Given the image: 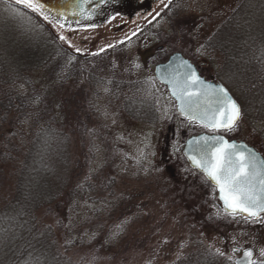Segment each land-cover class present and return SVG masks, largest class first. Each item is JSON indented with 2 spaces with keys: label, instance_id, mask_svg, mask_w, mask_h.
I'll return each instance as SVG.
<instances>
[{
  "label": "rangeland",
  "instance_id": "1",
  "mask_svg": "<svg viewBox=\"0 0 264 264\" xmlns=\"http://www.w3.org/2000/svg\"><path fill=\"white\" fill-rule=\"evenodd\" d=\"M112 15L92 26L74 28L61 25L16 0H0L2 35L24 30L48 37L51 32L73 53L93 54L123 41L129 44L128 56L133 63L127 56L123 60L127 59L128 63L118 66H132L131 70H135L131 78L140 80L134 86L138 88L132 91L137 90L139 97L125 101L123 93L113 94L111 88L102 86L99 78V87L86 89L87 101L79 99L80 105L71 109L74 132L70 152L74 159L86 160V177L93 181L96 172L103 177L117 176L118 194H143L137 206L147 219H136L130 224L126 239L131 245L127 250L110 249L106 256L111 254L115 258H106L99 264H178L187 262L190 254L201 260L202 251L218 258L216 263L213 258L211 264H234L241 249L247 247L256 250L258 261H264L261 255L264 217L251 221L239 215L227 216L219 206L214 189L205 195L201 179L184 163L182 149L189 136L206 130L177 113L174 100L163 86L149 77L152 71L141 58L151 48L150 44L161 43L166 38L170 44L189 43L197 49L204 44L233 45L235 56L225 59L233 66L212 63L208 58L201 64H205L203 69L207 73L213 72L217 79L224 80L242 105L243 116L238 124L222 134L256 147L263 155L264 0H160L152 4L148 13H139L134 18ZM145 24H148L147 31L134 37ZM13 38L17 39V35ZM13 42L5 50L16 57L18 48L11 46ZM202 53L207 56L206 51ZM71 87L67 97L73 91ZM134 101L146 107L148 115L129 113V105ZM77 117L86 123L84 131L81 123L76 122ZM1 134L0 150H3L5 138ZM21 153L18 158L23 157ZM4 172L0 189L11 194L14 179L9 170ZM196 179L199 202L184 196L180 182H196ZM99 206L104 205L84 201L73 213L92 222L95 220L92 214ZM115 219V216L111 220L107 216L102 218L106 223ZM142 241L144 245H137ZM209 263L207 260L206 264Z\"/></svg>",
  "mask_w": 264,
  "mask_h": 264
},
{
  "label": "trees",
  "instance_id": "2",
  "mask_svg": "<svg viewBox=\"0 0 264 264\" xmlns=\"http://www.w3.org/2000/svg\"><path fill=\"white\" fill-rule=\"evenodd\" d=\"M56 38L51 32L45 37L24 30L0 34V134L5 138L0 183L4 170L14 179L11 194L0 189V264H99L115 258L106 256L110 249L127 250L130 224L147 219L137 203L143 194H118L117 176L96 172L93 183L86 177V160L74 159L70 152L71 109L79 99L85 101L86 89L101 85L97 79L112 51L77 55ZM12 40L11 46L18 48L16 57L5 50ZM69 84L73 91L67 97ZM76 122L82 131L86 129L79 117ZM195 176L201 179L205 195L210 193L213 187L206 178L197 172ZM193 181H180L183 194L199 202L198 180ZM84 201L104 205L94 210L92 222L73 213ZM106 216L116 219L106 223L102 220ZM208 254L202 251L201 260L190 254L187 262L211 264L215 258L216 263L218 258Z\"/></svg>",
  "mask_w": 264,
  "mask_h": 264
},
{
  "label": "snow or ice",
  "instance_id": "3",
  "mask_svg": "<svg viewBox=\"0 0 264 264\" xmlns=\"http://www.w3.org/2000/svg\"><path fill=\"white\" fill-rule=\"evenodd\" d=\"M16 2L33 10L43 7L38 0ZM184 66L190 71L167 80L171 85L172 96L180 102L181 115L190 120H200L204 127L214 132L220 129L231 130L241 114L237 102L223 86L206 85L187 61ZM209 92L213 97V106L206 104L202 107L200 101ZM201 139L206 147L199 159L195 156L191 159L215 183L226 209H230L233 214L247 213L248 216L258 217L264 212V160L248 151L245 145L229 143L222 136ZM209 141L212 143L209 144ZM252 255L251 251L245 253L249 259ZM261 255L264 256V249Z\"/></svg>",
  "mask_w": 264,
  "mask_h": 264
},
{
  "label": "flooded vegetation",
  "instance_id": "4",
  "mask_svg": "<svg viewBox=\"0 0 264 264\" xmlns=\"http://www.w3.org/2000/svg\"><path fill=\"white\" fill-rule=\"evenodd\" d=\"M157 1H160V0H156V2ZM156 2H155V0H111L110 4L106 5L105 15L103 17L104 18L103 20L107 19V17H109V15H112V14H114V15H112L114 17L122 16V17H126V18L127 17L128 18H134L139 13H142V14L145 13L146 14L151 10L152 4L156 3ZM72 27H74V26H72ZM75 27H80V26H75ZM147 27H148V24H145L144 27L134 37L141 36V34H143L144 31H147V29H148ZM165 36L167 37V35H165ZM128 45L129 44H127L126 41H123L119 44L111 46L110 48H106L104 50L98 51L97 53H93V54H91V53H75L77 55H82V56H91V55H98V54H102V53H107L108 51H112L110 54L107 55L109 61L106 63L108 64V66H107V68H105V70L101 74V77H99V78L102 81V86L105 85L104 87L111 88L113 94L117 95V94L123 93V95L125 97V101H129V98L135 99V98L139 97L136 95L137 90L136 91H132V90L138 88V87H134V86H135V84H138L139 80H140V78L137 79L136 77L131 78V74H132V76H134L133 74H135V70H133V71L131 70L132 66L127 67V66L123 65L122 67H127L126 70H124L121 66H118L119 64L127 62L126 61L127 59L126 60H123V59L128 56V52H129V46ZM232 46L220 45V43L219 44L213 43V44H209V45H205V44L200 45L199 46L200 49H197L193 44L189 45V43L188 44H185V43L184 44H179V43L178 44H170L169 39L166 38V39H162L161 43L150 44L149 47H151V48L148 50V52L146 51V55L144 57H141V56L140 57L142 58V61H144V63L145 62L148 63V65H149L148 69H150V71H152V74H150L149 77L151 79H153L156 84L163 86L166 89L168 96L171 98V95L169 94L167 87L159 81V79L157 78V76L155 74L156 67L159 64L167 62L169 60V58L174 53H180L185 59H188L190 61V63H192L196 67L199 74H201V76L204 77L206 80L212 81L214 83L224 84L225 82H222L224 80H222L220 78L217 79L216 75L213 72L207 73L203 69V66L205 64L202 65L201 62L206 60L204 58H208L209 62H212V63L219 62L222 64H227L226 65L227 67L233 66L234 64L230 65L231 61H229V63H227L228 59L225 61L226 58L235 56L234 55L235 50L233 49L234 46H233V48H232ZM202 51L203 52L206 51L207 56H205V57L202 56L203 55ZM236 52H237V50H236ZM129 57L130 56H128V58ZM128 61L133 63V60L131 59V57ZM233 96L238 100V98L234 94H233ZM239 104L241 106V117H242L243 116V109H242V105L240 102H239ZM144 106H146V104H144ZM147 111L148 110L146 107H142V105H138L135 101L133 103H130V105H129V113H135L138 116H141V115L144 116V114H147ZM226 131H229V130H224L221 132L224 133ZM210 132L214 133V131H210ZM236 140H239V139H236ZM257 150L259 151V149H257ZM263 158H264V156H263ZM213 189L215 190L214 187H213ZM239 216H241V215H239ZM263 217H264V212L260 213L259 217H257V218H246V219H249L251 221L252 220L255 221V220H260ZM248 248H251L254 250V255H253L254 257H253L252 261H254L255 264H264V261L261 262V261L257 260L256 250L253 247L242 248L240 255L243 253V251L245 249H248ZM239 256H236V257H239ZM235 259H234V264H235Z\"/></svg>",
  "mask_w": 264,
  "mask_h": 264
},
{
  "label": "water",
  "instance_id": "5",
  "mask_svg": "<svg viewBox=\"0 0 264 264\" xmlns=\"http://www.w3.org/2000/svg\"><path fill=\"white\" fill-rule=\"evenodd\" d=\"M110 1L111 0H38L39 4L43 5V7L38 8L37 10L42 12L44 15H46L50 19L52 20L54 19V21L62 25L84 26L85 27V25L87 26L92 25L104 19L103 17L105 15V8H106V5L110 4ZM185 61H187V63L191 65V68L195 70L196 74L201 78L202 81L205 82L206 85H213L216 87L223 86L228 91L229 95L237 102V100L233 97L230 91L222 83L218 84V83H214L211 81H207L204 77L201 76V74H199L196 67L192 63H190L188 59H185L180 53H174L167 62L159 64L156 67L155 74L157 78L159 79V81L167 87L171 97L175 100L177 111L180 115H181L179 111L180 102L175 97L172 96L171 85L167 83V80L170 79L174 75L184 74L190 71V69L184 66ZM212 101H213V97L211 93L209 92L208 96L201 99L200 104L202 107L205 106L206 104L208 106H213ZM237 104L239 105L238 102ZM240 113H241V107H240ZM181 116L188 119L184 115H181ZM240 117H241V114H240ZM191 121L196 122L199 125L203 126L200 120H191ZM207 129L210 130L209 128ZM221 130H224V129H220L217 131H221ZM213 136H222L224 140L228 141L229 143L236 144L238 146L245 145L247 150L250 151L251 153H254L256 157H258L260 160H264V158L260 152L255 150L254 147L248 145L247 143H244V141L229 140L226 136L222 134H218V133L210 134V133L204 132V133L192 135L188 137L186 141L184 142L182 153L187 163L189 164V166L192 169H195L199 171L200 173H202L206 177V179L212 184V186H215L216 191H217V197L221 203L220 206L225 212H227V214L228 213L233 214L230 209H226L224 201H222L219 198L220 197L219 189L216 187L215 183L211 181L207 177L206 173L201 168L197 167L196 164L191 159V157L193 156L199 159L200 153L206 147L205 142L201 138L202 137H213ZM190 141H192L193 143L190 144L189 143ZM196 141H199V143H196ZM210 143L212 142L209 141V144ZM246 154H247V151H246ZM235 214H240L246 217H251V216H248L247 213H235ZM254 218H257V217H254ZM247 251H251L254 255V250L251 248H248L243 251L240 257L235 259V264H251L254 256L252 255L250 259L246 257L245 253Z\"/></svg>",
  "mask_w": 264,
  "mask_h": 264
}]
</instances>
